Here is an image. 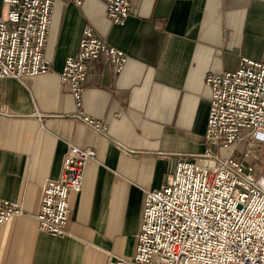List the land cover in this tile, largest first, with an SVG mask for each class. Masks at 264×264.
<instances>
[{
  "label": "crops",
  "instance_id": "obj_1",
  "mask_svg": "<svg viewBox=\"0 0 264 264\" xmlns=\"http://www.w3.org/2000/svg\"><path fill=\"white\" fill-rule=\"evenodd\" d=\"M130 8L112 24L103 0H54L43 51L51 71L0 79V196L24 206L0 226V264L131 258L144 190L160 187L179 160L207 163L205 78L237 68L241 56L264 57V0H130ZM88 26L128 54L119 74L106 57L88 63L79 109L102 121L104 134L73 117L78 108L59 78ZM241 133L224 154L252 165L264 188V141ZM70 145L95 157L70 197L64 235L47 233L36 220L41 188L60 177Z\"/></svg>",
  "mask_w": 264,
  "mask_h": 264
},
{
  "label": "built area",
  "instance_id": "obj_2",
  "mask_svg": "<svg viewBox=\"0 0 264 264\" xmlns=\"http://www.w3.org/2000/svg\"><path fill=\"white\" fill-rule=\"evenodd\" d=\"M53 1L2 0L0 79L51 71L43 51ZM103 1L112 24L131 12L130 0ZM99 57H106L119 74L128 54L85 27L59 78L78 108L73 117L104 134V123L79 109L88 63ZM238 64L205 78L210 98L202 155L207 163L179 160L160 187L144 190L135 252L126 259L114 256L109 264H264V188L252 165L224 154L243 140L242 129L264 141V57L241 56ZM94 157L93 148L69 146L60 177L41 188L39 230L64 235L70 197L82 189L85 168ZM23 213L21 203L0 196V226Z\"/></svg>",
  "mask_w": 264,
  "mask_h": 264
},
{
  "label": "rangeland",
  "instance_id": "obj_3",
  "mask_svg": "<svg viewBox=\"0 0 264 264\" xmlns=\"http://www.w3.org/2000/svg\"><path fill=\"white\" fill-rule=\"evenodd\" d=\"M5 6L0 4V15L3 16L5 14Z\"/></svg>",
  "mask_w": 264,
  "mask_h": 264
}]
</instances>
